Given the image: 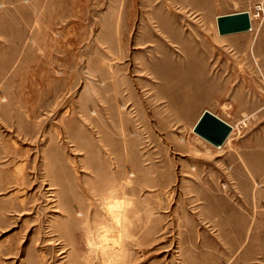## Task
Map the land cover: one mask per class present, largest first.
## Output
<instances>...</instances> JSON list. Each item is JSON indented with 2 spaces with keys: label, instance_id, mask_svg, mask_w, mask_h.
<instances>
[{
  "label": "rangeland",
  "instance_id": "1",
  "mask_svg": "<svg viewBox=\"0 0 264 264\" xmlns=\"http://www.w3.org/2000/svg\"><path fill=\"white\" fill-rule=\"evenodd\" d=\"M85 219L124 264H264V0H0V264H82Z\"/></svg>",
  "mask_w": 264,
  "mask_h": 264
},
{
  "label": "clouds",
  "instance_id": "2",
  "mask_svg": "<svg viewBox=\"0 0 264 264\" xmlns=\"http://www.w3.org/2000/svg\"><path fill=\"white\" fill-rule=\"evenodd\" d=\"M135 208L134 198L125 196L118 198L115 192H110L105 198L103 211L111 217L112 223L116 228L122 230L124 239H130L128 230L132 227V221L128 218L130 210ZM77 216L84 218V213L79 212ZM85 231V247L87 251L82 257V264H96L101 260L102 264H124L127 253L120 245H114L111 239L115 229L103 224L92 227L87 219L81 226Z\"/></svg>",
  "mask_w": 264,
  "mask_h": 264
},
{
  "label": "water",
  "instance_id": "3",
  "mask_svg": "<svg viewBox=\"0 0 264 264\" xmlns=\"http://www.w3.org/2000/svg\"><path fill=\"white\" fill-rule=\"evenodd\" d=\"M217 21L221 35L245 32L251 28L249 11L223 14L218 17ZM231 131V125L209 110L203 112L195 126V132L214 145L224 144Z\"/></svg>",
  "mask_w": 264,
  "mask_h": 264
},
{
  "label": "bare ground",
  "instance_id": "4",
  "mask_svg": "<svg viewBox=\"0 0 264 264\" xmlns=\"http://www.w3.org/2000/svg\"><path fill=\"white\" fill-rule=\"evenodd\" d=\"M250 13V12H249ZM250 18H251V28H250V30L252 29V16H251V14H250ZM217 20H218V18H217ZM217 24H218V21H217ZM219 30V29H218ZM246 32V31H245ZM228 35V34H227ZM211 112V111H210ZM214 114V113H213ZM217 116V115H216ZM219 117V116H218ZM201 118V117H200ZM220 118V117H219ZM222 119V118H221ZM198 121V120H197ZM225 121V120H224ZM226 122V121H225ZM229 124V123H228ZM196 125V124H195ZM230 125V124H229ZM231 127L233 128V126L231 125ZM194 131H195V128H194ZM198 134V133H197ZM231 134V133H230ZM230 134H229V136H230ZM199 135V134H198ZM201 136V135H200ZM228 136V137H229ZM202 137V136H201ZM204 138V137H203ZM228 139V138H227ZM227 139H226V141H227ZM225 141V142H226ZM223 145V144H222ZM216 146H218V147H220L221 145H216Z\"/></svg>",
  "mask_w": 264,
  "mask_h": 264
}]
</instances>
